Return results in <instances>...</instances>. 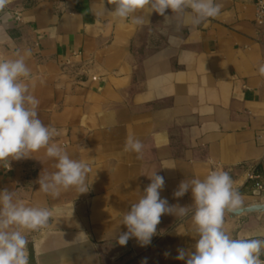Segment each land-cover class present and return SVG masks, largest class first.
Instances as JSON below:
<instances>
[{
    "label": "crops",
    "instance_id": "obj_1",
    "mask_svg": "<svg viewBox=\"0 0 264 264\" xmlns=\"http://www.w3.org/2000/svg\"><path fill=\"white\" fill-rule=\"evenodd\" d=\"M255 1L218 0L220 15L193 26L182 16L165 22L147 8L138 13L143 25L116 19L108 0H10V39L0 41V59L32 50L26 82L39 118L59 131L53 142L92 168L88 192L72 188L54 198L36 183L56 171L45 149L10 160V170L0 167V190L52 209L47 226L22 230L29 264H186L176 256L195 251L194 209L162 215L147 246L135 238L116 242L127 231L123 213L155 171L169 205L191 206L190 190L173 193L212 170L230 174L244 203L264 194V32L253 22ZM128 136L143 143L139 158L124 151ZM252 170L261 192L247 180ZM224 229L264 238V216L236 222L225 215Z\"/></svg>",
    "mask_w": 264,
    "mask_h": 264
},
{
    "label": "clouds",
    "instance_id": "obj_2",
    "mask_svg": "<svg viewBox=\"0 0 264 264\" xmlns=\"http://www.w3.org/2000/svg\"><path fill=\"white\" fill-rule=\"evenodd\" d=\"M10 0H0V41L10 39L7 31L11 14L6 10ZM114 5L109 12L114 18H131L133 24L143 25L145 16L138 14L149 9L164 17L167 22L173 16L183 17L193 26L220 15L222 4L218 0H108ZM171 9L173 15H166ZM148 21V20H147ZM176 37H169L170 42ZM14 59H0V167L10 170V160L32 157V153L45 149L46 156L56 161L54 172H43L36 183L43 193L58 197L62 190L75 188L78 194L90 190L89 162L73 159L68 152L53 142L59 131L46 125L38 115L39 101L31 94L26 82L31 78L27 58L32 50H17ZM264 75V64L259 66ZM144 145L133 136L125 141L124 151L142 155ZM151 183L142 196L123 213L122 223L127 231L121 233L117 243L126 245L135 238L141 247L151 243L157 234L161 216L172 214L185 217L192 211L195 225V251L178 250L177 260L186 264H264V238H240L229 235L224 229L226 213L238 215L245 211L244 199L227 171L212 170L203 178L185 179L180 182L174 197H183L191 191V206L169 205L160 192L165 185L157 171L147 175ZM15 191L0 190V264H29L28 238L22 230L34 231L47 226L52 209L43 206H27L16 199ZM85 237L84 232H80ZM79 234V235H80ZM168 255V253H165ZM142 264H147L146 259Z\"/></svg>",
    "mask_w": 264,
    "mask_h": 264
},
{
    "label": "water",
    "instance_id": "obj_3",
    "mask_svg": "<svg viewBox=\"0 0 264 264\" xmlns=\"http://www.w3.org/2000/svg\"><path fill=\"white\" fill-rule=\"evenodd\" d=\"M245 211L241 212L238 215H232L226 213V216L229 221L238 222L241 218L253 216L257 219H260L264 216V194H256V198L248 203H244Z\"/></svg>",
    "mask_w": 264,
    "mask_h": 264
},
{
    "label": "built area",
    "instance_id": "obj_4",
    "mask_svg": "<svg viewBox=\"0 0 264 264\" xmlns=\"http://www.w3.org/2000/svg\"><path fill=\"white\" fill-rule=\"evenodd\" d=\"M254 25L261 31L264 32V0H256L255 1V18ZM95 80V79H93ZM264 159V157H263ZM260 179L259 173L256 170H252L247 175L248 181L255 182V189L259 192L263 190L262 186L257 182ZM262 259V258H261Z\"/></svg>",
    "mask_w": 264,
    "mask_h": 264
}]
</instances>
